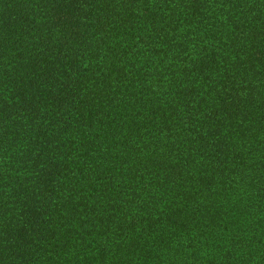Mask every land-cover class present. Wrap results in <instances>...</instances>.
<instances>
[{"label": "trees", "instance_id": "obj_1", "mask_svg": "<svg viewBox=\"0 0 264 264\" xmlns=\"http://www.w3.org/2000/svg\"><path fill=\"white\" fill-rule=\"evenodd\" d=\"M0 264H264V0H0Z\"/></svg>", "mask_w": 264, "mask_h": 264}]
</instances>
